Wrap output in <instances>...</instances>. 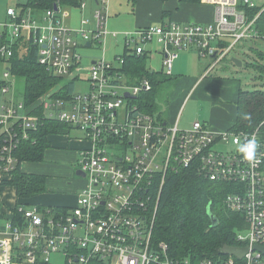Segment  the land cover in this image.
I'll use <instances>...</instances> for the list:
<instances>
[{
	"label": "built area",
	"instance_id": "1",
	"mask_svg": "<svg viewBox=\"0 0 264 264\" xmlns=\"http://www.w3.org/2000/svg\"><path fill=\"white\" fill-rule=\"evenodd\" d=\"M207 1L214 5L210 22L170 20L147 26L126 34L124 46L141 55L146 50L140 43L155 37L166 75L180 52L193 50L211 59L203 74L209 76L240 41L257 36L264 0ZM240 3L259 9L249 18ZM105 4L101 0L93 13L94 29L85 28L87 20L78 28L68 27L57 4V9L53 5L43 11L6 8L0 29L24 47L33 46L37 62L62 77V86H73L80 67L79 40L99 46L108 33ZM212 41H217L215 46ZM0 54L8 58L12 50L2 45ZM115 59L117 64L104 58L90 61L86 92H75L73 86L61 97L42 98L46 118L72 125L89 143L80 150L76 165L84 185L71 206L16 201L0 210V264H264V254L256 248L264 246V138L258 129L214 131L199 120L181 128L178 119L169 124L140 111L135 100L152 84L147 78L131 80L121 70L123 57ZM14 86L8 67L1 65L0 172L6 175L16 162L13 151L41 122L39 115L28 113L22 97H13ZM253 136L259 146L254 161L248 162L237 146ZM189 167L209 181L227 184L230 191L223 204L242 213L246 222L236 230L239 244L233 245L247 249L243 257L172 258L165 242H155L152 201L169 172Z\"/></svg>",
	"mask_w": 264,
	"mask_h": 264
},
{
	"label": "trees",
	"instance_id": "2",
	"mask_svg": "<svg viewBox=\"0 0 264 264\" xmlns=\"http://www.w3.org/2000/svg\"><path fill=\"white\" fill-rule=\"evenodd\" d=\"M83 0H19L16 7H26L31 10L43 11L53 7L54 4L63 6H79ZM188 3H198L200 0H181ZM249 18L258 11V7L243 6ZM167 11L163 12V16ZM164 23V22H162ZM257 36L252 37V45L249 50L252 53V61L247 67L253 68L258 77L264 76V17L260 15L256 25ZM222 42L220 45H227ZM7 45L12 50L8 58L0 54V65L5 64L14 78L22 81L21 97L26 105L28 113L40 116V125L35 130H29L28 138L23 140L17 149L13 151L16 158L9 179L1 181L3 185L15 188L18 203L28 205L26 200L46 192V176L34 172H26L21 169L22 162H40L44 152L50 147L49 135L69 134L75 128L55 119L44 116L42 109V97L55 87L56 82L63 81L62 77L48 72L36 59L35 48L31 45L24 47L19 40L9 38L6 30L0 29V47ZM261 45V46H260ZM123 57L122 72L131 80L136 81L147 78L152 84L150 91L137 96L135 103L140 111L155 114L156 92L160 84L170 82L175 84L176 77L166 75L162 70L147 69V52L135 55L128 52L124 46L120 54L115 57ZM72 83H65L58 88L52 96H63L71 93ZM235 106V119L232 130L250 132L258 129L264 138V89L255 88L244 90L238 87ZM160 116V115H159ZM227 184L209 181L199 175L194 167L180 168L169 172L162 185L158 198L153 199L156 211L153 217V234L155 242L163 241L168 245L169 255L172 258H190L197 261L206 257L223 256L220 249L224 245H238L236 230L242 229L245 219L242 213L228 210L223 199L229 189ZM208 211L216 216L217 224L211 226Z\"/></svg>",
	"mask_w": 264,
	"mask_h": 264
},
{
	"label": "crops",
	"instance_id": "3",
	"mask_svg": "<svg viewBox=\"0 0 264 264\" xmlns=\"http://www.w3.org/2000/svg\"><path fill=\"white\" fill-rule=\"evenodd\" d=\"M7 1L8 3H6ZM7 1L0 0V4L5 7V9L12 7L9 2L13 0ZM82 2L84 3L83 7L60 6L63 12V22L68 27L76 28L72 27V25L73 22L76 24L77 21L79 22L78 27H80L82 20H87L88 22L92 20L94 24L93 13L98 7V4H101V0H83ZM105 8L107 19L110 14L116 15V18L109 19L106 23L111 26V29L117 28L122 32L106 30L108 33L104 37H117L119 34L125 37L126 34L129 35L137 29L168 22L170 20L207 23L213 19L214 14V5L207 0H200L198 3H188L181 0H106ZM5 9H3V20L0 21L6 20ZM164 11H167L165 16H163ZM188 54L191 55L192 64L195 65L193 68L191 66L188 74L183 73L185 70H183L184 68L181 65L176 67L172 65L171 71L174 74L171 73L170 76L176 77V82L171 92V116L176 113L174 121L178 119L179 124L180 112L183 105H187L189 100L195 97L211 102L209 103V109L206 111L209 114L207 113L204 119L198 118V120H201V122L214 131L231 130L235 119L234 102L239 84L229 79L224 80L216 76L212 78L203 76V74H198L202 69L201 61H199L200 59H196L199 57H196L195 53ZM179 57L180 54L174 61L179 59ZM182 58H184V56ZM48 139L50 147L45 150L43 160L40 162H22L21 169L26 172L43 174L46 176V181L48 182V179H50V169H52L54 163L53 161L60 158L59 156L62 155V157L66 158V164L62 165L60 172L65 173L63 178H65L64 180L68 185H71L72 192L65 193L69 196V198L66 199L59 195L60 193L44 195V192L29 198L26 200V203L28 205L35 204L36 202L34 199L37 197L39 199L41 197L48 203H55L48 204L49 206L65 207L74 205L77 198V192L75 191H77L78 187L81 188L84 185V180L83 176H81L80 179L76 176H72V169L76 168L80 150L89 146V143L82 137L81 133L76 130H72L69 134H52L49 135ZM9 178L10 175L0 172L1 211L7 210L17 200L15 188L10 185L1 184L2 180Z\"/></svg>",
	"mask_w": 264,
	"mask_h": 264
},
{
	"label": "rangeland",
	"instance_id": "4",
	"mask_svg": "<svg viewBox=\"0 0 264 264\" xmlns=\"http://www.w3.org/2000/svg\"><path fill=\"white\" fill-rule=\"evenodd\" d=\"M7 1V0H6ZM19 0H13L9 3H11L12 7L16 8L17 2ZM255 2H260L261 0H254ZM8 3V1L6 2ZM3 7L0 4V20H3ZM116 18L115 14H110L108 19ZM79 20V19H78ZM79 22L77 21L76 24H74L72 27L78 28ZM109 24L106 23L105 29L108 31H118L122 32L121 30L117 28H110ZM86 29H94L93 27V21H89L87 25H85ZM91 37V35H89ZM81 41V46L77 49L79 52L81 59H80V67L75 71V74L77 75L78 80L74 82V91L79 93H84L89 89V84L87 83V79L89 78V71L88 67L90 64V61L93 60H99L101 58H104L106 61H109L113 64H117V60L115 59L116 54H120L124 49V35L119 34L117 37H105L104 42H101V44L95 48V45H91L89 47H86L84 45L85 40H79ZM217 41H212L213 46H215ZM134 44L132 43L131 46ZM140 45L146 50L147 52V60H146V67L147 69L160 71L162 69V57H161V46L156 42L155 37H153L152 40H149L145 43H140ZM252 45L251 40H243L240 41L233 50L229 52L227 57L223 59L221 62H219L214 69L210 72L208 77L214 78L215 76L219 79L224 80H231L234 83H238L241 88L244 90H251L255 88H261L264 89V76L262 78L258 77V73L253 70L251 67H247L248 63L252 61V53L249 50V46ZM261 46V45H260ZM188 53H195L196 57H199L198 54L193 51H183L180 52V57L176 61H174L173 65L176 67L178 65H181L185 70L183 73L188 74L190 71V68L192 66L195 67L194 64H192V58L190 57ZM184 56V58H182ZM231 57L237 58L242 61V66L237 67L233 64V62L230 60ZM197 60L200 59L202 69L199 71L198 74H204V68L207 67L208 64H210L211 59L208 57L204 58H196ZM199 66V64H198ZM172 70V69H171ZM172 73V71L170 72ZM174 74V73H172ZM69 78V77H68ZM216 78V79H217ZM15 86L13 92V97L15 99H19L21 97L22 92V81L20 79L14 78ZM64 81L56 82L54 85L55 87L48 90V92L43 96H47L50 94H53L58 88L62 87V83ZM172 83L165 82L158 86L157 92H156V98H155V104H156V112L153 115L158 116L160 119L165 120L167 123L172 124L174 122V117L176 116V113L171 116V103H172V91H173ZM42 97V98H43ZM174 97V96H173ZM174 99V98H173ZM211 103L210 101L199 99V98H191L187 105H183L182 110L180 112V120H179V126L181 128H188L190 127L191 123L193 121L200 119H204V116H207L206 112ZM209 114V113H208ZM160 115V116H159ZM201 121V120H199ZM203 123V122H202ZM76 130V129H74ZM77 131V130H76ZM60 158L55 159L53 161L52 169H50V179H48L47 182V190L44 193V195H54V193H60L64 199L69 198L67 196L68 194L65 193H71L72 188L71 185H68L65 182V178H63V175H65L64 172H60L62 169V165L66 164V158L59 156ZM52 180V181H50ZM50 183V185H49ZM73 185V182H72ZM80 188L78 187V192ZM73 191V192H74ZM78 194V193H77ZM76 194V195H77ZM45 199V198H44ZM34 201L35 204H29L36 205V204H55V203H48L47 201L43 200V198H35ZM53 206V205H52Z\"/></svg>",
	"mask_w": 264,
	"mask_h": 264
},
{
	"label": "water",
	"instance_id": "5",
	"mask_svg": "<svg viewBox=\"0 0 264 264\" xmlns=\"http://www.w3.org/2000/svg\"><path fill=\"white\" fill-rule=\"evenodd\" d=\"M54 9H57L56 5H54ZM86 47L90 46L89 42H86L84 44ZM95 48H97L98 46H94ZM230 60L233 62V64L237 67H241L242 66V61L231 57ZM127 95V94H126ZM77 175H81L84 176V174L80 171L76 172ZM208 215H209V219L211 222V226H215L217 224V218L215 215H213L212 213H210V211H208ZM259 251H261L264 254V246H257L256 247ZM246 248L244 247H237V246H230V245H224L221 249L220 252L222 254H227V255H234L237 258H241L243 257L244 253L246 252Z\"/></svg>",
	"mask_w": 264,
	"mask_h": 264
},
{
	"label": "clouds",
	"instance_id": "6",
	"mask_svg": "<svg viewBox=\"0 0 264 264\" xmlns=\"http://www.w3.org/2000/svg\"><path fill=\"white\" fill-rule=\"evenodd\" d=\"M258 143L253 136L243 144H238L237 150L243 155L244 160L252 162L257 154Z\"/></svg>",
	"mask_w": 264,
	"mask_h": 264
},
{
	"label": "flooded vegetation",
	"instance_id": "7",
	"mask_svg": "<svg viewBox=\"0 0 264 264\" xmlns=\"http://www.w3.org/2000/svg\"><path fill=\"white\" fill-rule=\"evenodd\" d=\"M77 171H79V170L77 169V167H76V168H73V169H72V176H76L78 179H80V178H81V175H77V174H76Z\"/></svg>",
	"mask_w": 264,
	"mask_h": 264
}]
</instances>
